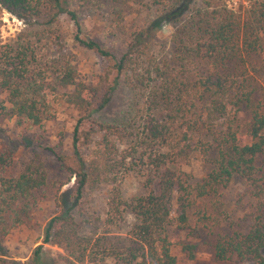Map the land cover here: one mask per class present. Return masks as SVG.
<instances>
[{"label": "trees", "instance_id": "1", "mask_svg": "<svg viewBox=\"0 0 264 264\" xmlns=\"http://www.w3.org/2000/svg\"><path fill=\"white\" fill-rule=\"evenodd\" d=\"M191 1L174 0L165 16L180 22L186 11L183 34L190 35L171 60L172 68L147 60V44L131 43L121 56L101 47L83 34L79 15L66 8V0H0L2 9L26 25L41 27L34 34L23 31L16 48L0 52V93L6 95L8 115L32 126L52 120L48 93L79 114L69 149L48 148L69 175L62 187L68 185L66 192L73 199L65 207L59 197V210L44 228L43 243L64 254L59 264H104L108 257L121 264H176L172 249L181 243L170 234L172 227L187 229L191 209L206 199L218 204V190L234 180L245 185L256 202L253 223L246 233L219 237L214 258L264 264V104L253 101L243 64L244 55L261 48L264 0H249L243 14L227 10L220 0H201L184 10ZM61 14L75 27V45L103 60L98 74L89 78L69 62L47 67L39 57L34 42L50 35L47 27ZM139 38L143 34H137ZM120 77L132 90L131 105L119 122H101L96 116L111 101ZM242 109L249 115L244 129L238 119ZM193 154L205 160L215 155L214 169L198 181L183 171ZM7 165V158L0 156V166ZM129 174L141 179L143 194L128 200L121 197L119 185ZM101 183L112 188L103 236L93 241L78 233L70 212L85 187ZM45 185L44 165L35 160L18 175L0 178V224L7 213L14 214L13 225L22 224L30 197ZM206 210H194L198 222L209 221ZM125 213L136 223L128 244L118 251L113 240L120 238H109V233ZM40 250L38 246L25 264H44Z\"/></svg>", "mask_w": 264, "mask_h": 264}, {"label": "rangeland", "instance_id": "2", "mask_svg": "<svg viewBox=\"0 0 264 264\" xmlns=\"http://www.w3.org/2000/svg\"><path fill=\"white\" fill-rule=\"evenodd\" d=\"M166 1L66 0V8L76 10L84 35L92 37L101 47L113 54L121 56L131 43L147 44V60L159 61L173 68L175 62L171 60L179 54L182 44L190 40V35L183 34L182 24L186 11L180 22L173 16L165 18L172 8L171 4H174V0ZM234 2L236 5H233ZM200 3L201 0H192L187 7L184 6V10ZM221 3L227 10L243 14L250 1L220 0L219 4ZM156 21L157 25L154 23ZM40 28L37 24L26 25L0 7V52L16 48L23 31L28 30L34 34ZM47 28L50 35L34 42L38 45L39 57L48 64L47 67L53 62H69L89 78L101 72L103 60L75 45L72 37L75 27L65 14L58 17L54 26ZM139 33L143 34V38L137 39ZM243 59L247 71V89L253 92L254 102L264 104V35L261 48L244 55ZM48 99L55 113L53 119L41 126H32L29 122L8 115L6 95L0 93V156L8 160L7 166H0V178L18 175L31 160L42 162L46 171V185L30 197V209L28 216L23 217V223L13 225L14 214L7 213L4 225L0 224V260L3 264L29 262L38 246H41L40 253L44 264H59L64 256L57 246L43 243L44 228L49 218L59 210V197H62L65 207H69L73 202L71 193L66 192L68 185L62 187V184L68 182L69 175L61 170L48 148H54L56 152L69 149L71 133L79 114L67 108L58 95L48 93ZM132 99L130 85L120 77L111 101L96 118L105 123L119 122L125 113L127 114ZM241 111L238 119L244 129L248 124L249 115L243 109ZM214 158V154L206 160L198 154H193L190 161L184 165L183 171L190 174L194 181H198L214 169L211 163ZM111 188V183L84 188L81 198L70 212L80 235L93 241L103 236ZM119 190L121 197L129 200L143 194L142 181L136 174H129L122 180ZM218 194V204L212 205L211 201L206 199L191 209L187 229L179 231L172 227L170 230V234L181 243V246L172 249L176 264H251L235 260H215L214 245L221 236L233 232H247L253 223L256 202L249 198L246 186L238 180L220 188ZM202 208L207 209L206 214L210 217L207 222H198L199 216L194 212ZM172 214L177 215L176 204H173ZM135 223V217L125 213L123 219L112 227V231L110 229L109 238H120L113 240V248L124 250ZM109 246L111 249V245ZM262 254L264 257V250ZM104 264L121 263L114 257H108Z\"/></svg>", "mask_w": 264, "mask_h": 264}, {"label": "built area", "instance_id": "3", "mask_svg": "<svg viewBox=\"0 0 264 264\" xmlns=\"http://www.w3.org/2000/svg\"><path fill=\"white\" fill-rule=\"evenodd\" d=\"M227 3H229V2H227ZM233 5H236V2H234Z\"/></svg>", "mask_w": 264, "mask_h": 264}]
</instances>
